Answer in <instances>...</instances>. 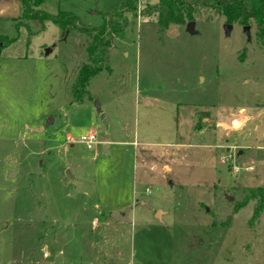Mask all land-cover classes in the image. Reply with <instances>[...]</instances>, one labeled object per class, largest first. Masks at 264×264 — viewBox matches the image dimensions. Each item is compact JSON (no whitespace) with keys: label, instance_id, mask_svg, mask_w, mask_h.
Segmentation results:
<instances>
[{"label":"rangeland","instance_id":"rangeland-1","mask_svg":"<svg viewBox=\"0 0 264 264\" xmlns=\"http://www.w3.org/2000/svg\"><path fill=\"white\" fill-rule=\"evenodd\" d=\"M126 1L42 0L78 27L33 35L22 18L0 57V264H264L251 196L264 186V36L251 24L247 42L232 23L226 38L208 9L195 35L187 20L161 29L147 10L159 0H129L136 19L111 38V71L73 103L89 28ZM126 210L128 223L109 219Z\"/></svg>","mask_w":264,"mask_h":264},{"label":"trees","instance_id":"trees-1","mask_svg":"<svg viewBox=\"0 0 264 264\" xmlns=\"http://www.w3.org/2000/svg\"><path fill=\"white\" fill-rule=\"evenodd\" d=\"M20 14L16 19V36L8 37L0 34V54L2 50L12 44L18 37L19 22L22 18L32 20L37 29L35 34L44 30L47 23L53 24L64 34L73 31L77 26V17L65 11L50 14L40 9L42 0H18ZM198 9H208L215 15L224 18L226 24L254 25L255 30L264 36V0H159L156 5L148 6L156 16V24L165 29L172 24H181L184 20L194 21ZM136 19V12L132 1L127 0L124 8L119 11L110 9L104 14V21L98 27H90L92 36L86 49L88 60L79 69L73 84L72 101L81 103L88 99L87 86L99 73L110 72L109 51L111 38L125 30L127 25ZM256 198L257 208L254 216L262 210L264 204V186L252 191Z\"/></svg>","mask_w":264,"mask_h":264},{"label":"crops","instance_id":"crops-1","mask_svg":"<svg viewBox=\"0 0 264 264\" xmlns=\"http://www.w3.org/2000/svg\"><path fill=\"white\" fill-rule=\"evenodd\" d=\"M19 14H20V4L18 0H0V34L1 35H6L8 37H11L6 34L9 30H11L12 32L14 31V34L16 33L15 24L17 22L16 19L18 18ZM16 40L12 44H14ZM10 45L8 47H10ZM8 47L2 50L0 57L2 56V53L5 51V49H7ZM147 104H149L148 101ZM67 135L71 136L69 132H66L63 136L65 140ZM98 143L99 142L97 141V144ZM68 145L69 147L72 148L74 146V143L70 142ZM99 145L104 150V153H107L108 145L106 143H100Z\"/></svg>","mask_w":264,"mask_h":264},{"label":"water","instance_id":"water-1","mask_svg":"<svg viewBox=\"0 0 264 264\" xmlns=\"http://www.w3.org/2000/svg\"><path fill=\"white\" fill-rule=\"evenodd\" d=\"M194 27H195V23L193 21L188 22L186 24V32L189 33L190 35L197 34V32L195 31ZM231 27L232 26L230 24H224L222 26V29H223V32H224V36L226 38L229 37ZM249 30H250L249 26L242 27V32L245 34L247 42H249L251 40ZM46 52H49V50H47ZM94 108H95L96 112L99 114V118H100L102 124L104 125L105 129H107V121L105 119V114L102 113L101 107H100V103H99V101L97 99L94 100ZM40 129L42 130L43 127H40ZM142 155H143L144 158H148L149 157V153L148 152H143ZM66 174L70 175L69 171H67ZM15 175H16V172L12 171L9 174V178H13ZM231 200L232 199H230V201ZM128 214H129V210H126L124 212V214H122V215L117 213V212H113V213L110 214L109 219L111 221H113V222H126V223H128L129 222ZM158 214H159V212L156 215H158ZM109 264H111V263H109Z\"/></svg>","mask_w":264,"mask_h":264},{"label":"built area","instance_id":"built-area-1","mask_svg":"<svg viewBox=\"0 0 264 264\" xmlns=\"http://www.w3.org/2000/svg\"><path fill=\"white\" fill-rule=\"evenodd\" d=\"M97 135H96V129L94 127L88 128L84 133L80 134L78 137V142L83 143L87 149H92L94 145L97 144ZM66 140L70 143H75L76 140L73 139L72 136L67 135ZM235 171H237V168H234Z\"/></svg>","mask_w":264,"mask_h":264}]
</instances>
